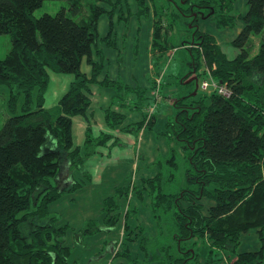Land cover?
Listing matches in <instances>:
<instances>
[{
    "label": "trees",
    "instance_id": "trees-1",
    "mask_svg": "<svg viewBox=\"0 0 264 264\" xmlns=\"http://www.w3.org/2000/svg\"><path fill=\"white\" fill-rule=\"evenodd\" d=\"M43 1L0 0V35L10 36V49L0 59V85L9 89L11 109L20 95L24 98L22 113L9 116L0 127V264H70L66 225H56L48 204L81 186L71 170L111 137H92L87 130L81 155L72 143V118L85 115L92 83L126 88L106 77L98 80L101 65L92 53L98 17L105 12L98 4L114 1L92 0L87 20L79 21L71 15L78 14V0H65L71 14L61 8L36 18L33 12ZM137 1L140 12L149 9L146 0ZM180 1L170 11L152 9L151 68L159 75L169 51L186 46L194 72L203 76L198 86L203 93L197 99L187 94L174 104L166 133L182 144L184 181L178 185L174 152L146 180L156 232L153 237L141 233L142 258L132 262L224 264L227 259L231 264H264V36L254 55L247 48L250 37L263 31L264 0H247L243 14L235 11L236 0ZM201 17L211 18L219 29L233 28L240 20L231 41L237 50L233 57L213 35L198 29ZM183 32L191 40L175 43L173 35ZM83 60L89 75L81 72ZM49 71L75 77L58 102L56 116L42 106ZM203 81L225 84L230 95L218 94L211 85L203 88ZM103 210L106 226H113L118 219L114 196L105 199ZM251 228L259 248L238 252L241 235ZM94 230L89 224L83 232Z\"/></svg>",
    "mask_w": 264,
    "mask_h": 264
},
{
    "label": "rangeland",
    "instance_id": "rangeland-1",
    "mask_svg": "<svg viewBox=\"0 0 264 264\" xmlns=\"http://www.w3.org/2000/svg\"><path fill=\"white\" fill-rule=\"evenodd\" d=\"M113 1L111 4H98L105 12L98 17L97 39L92 47L93 60L101 65L98 80L106 77L119 81L126 88L92 83L90 104L85 115L74 116L71 123L72 143L79 146L81 155L85 154L87 130L92 137L104 133L111 137L104 144L95 146L93 154L84 156L82 163L71 170V177L81 182V186L63 192L48 204L49 213L57 218L56 225H66L64 244L70 249V264H133L134 259L142 258L141 233L153 237L156 232L146 180L153 178L159 162L174 152L179 164L178 185L184 181L187 163L182 144L166 133V126L175 113L174 104L187 94H192L191 99H197L203 93L198 88L203 76H197L194 72L192 57L182 45L169 51L159 75L151 68V65L154 66L150 56L152 9L170 11L181 1L146 0L145 6L149 9H143V12H140L137 0ZM246 2L236 0V13H245ZM90 4L92 0H78V14H71L67 1L44 0L33 15L36 18L45 13L54 15L65 8L79 21L90 15ZM197 27L214 34L217 43L229 57L236 54L231 41L240 30V20L236 19L233 28L219 29L211 18L201 17ZM262 36L264 28L260 35L250 37L247 45L250 56L256 53ZM173 40L180 44L190 41L191 36L189 32L178 33L173 35ZM9 49L10 36L0 35V59ZM153 70H156V66ZM81 72L90 74V67L84 60L81 62ZM74 80L72 73L49 71L43 93V108L56 116L58 102ZM32 98L36 107V90ZM8 100L9 89L1 84L0 127L9 116L23 111L22 95L16 99L13 109L8 106ZM149 107L154 109L151 115L147 111ZM116 114L122 118L118 119ZM146 115L152 118L148 124ZM111 196L118 205V219L113 226L107 227L103 208L105 199ZM115 214L111 212V215ZM89 224L91 228L95 226L96 230L83 232ZM201 248L204 250V247ZM257 248L256 230L251 228L241 235L237 251L252 252ZM224 264H231V260H224Z\"/></svg>",
    "mask_w": 264,
    "mask_h": 264
},
{
    "label": "built area",
    "instance_id": "built-area-1",
    "mask_svg": "<svg viewBox=\"0 0 264 264\" xmlns=\"http://www.w3.org/2000/svg\"><path fill=\"white\" fill-rule=\"evenodd\" d=\"M209 85H211L212 89L216 90L218 94L223 95L224 97H228L230 95V92H229V90H228V88L226 87L225 84H218V83H215L213 81L211 82V84L206 82V81L202 82V87L203 88H207ZM153 110L154 109L152 107H149L147 109V111L149 112V115L152 114Z\"/></svg>",
    "mask_w": 264,
    "mask_h": 264
},
{
    "label": "crops",
    "instance_id": "crops-1",
    "mask_svg": "<svg viewBox=\"0 0 264 264\" xmlns=\"http://www.w3.org/2000/svg\"><path fill=\"white\" fill-rule=\"evenodd\" d=\"M199 29V28H198ZM200 30V29H199ZM151 31H152V28H151ZM200 31H202V32H206V33H208V31H203V30H200ZM209 34H211V35H213L214 37H215V35L214 34H212V33H209ZM185 48H186V46H184ZM85 61V60H84ZM83 73H85V72H83ZM86 74V73H85ZM87 75V74H86ZM240 240H241V237H240ZM240 244V243H239ZM258 248H259V242H258ZM257 248V249H258ZM256 249V250H257ZM256 250H253V251H256ZM238 252H245V251H238Z\"/></svg>",
    "mask_w": 264,
    "mask_h": 264
}]
</instances>
